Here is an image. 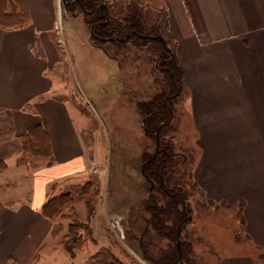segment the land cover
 <instances>
[{
  "label": "crops",
  "instance_id": "obj_1",
  "mask_svg": "<svg viewBox=\"0 0 264 264\" xmlns=\"http://www.w3.org/2000/svg\"><path fill=\"white\" fill-rule=\"evenodd\" d=\"M132 1H157L163 9L162 34L182 70L196 132L197 185L215 205L240 211L239 222L264 254V0ZM26 2L29 25L0 27V108L15 126V136L0 142L7 162L0 169V264H67L69 255L53 248L56 222L42 206L58 183L96 165V150L81 136L69 102L57 97L60 55L50 31L58 0ZM35 125L48 132L52 155L31 169L20 157L28 155L23 138ZM260 260L244 252L221 264Z\"/></svg>",
  "mask_w": 264,
  "mask_h": 264
},
{
  "label": "rangeland",
  "instance_id": "obj_2",
  "mask_svg": "<svg viewBox=\"0 0 264 264\" xmlns=\"http://www.w3.org/2000/svg\"><path fill=\"white\" fill-rule=\"evenodd\" d=\"M63 1L58 0L55 5L54 25L50 31L60 55L54 74L59 88L57 97L69 102L81 136L86 142L92 141L91 146L96 150L92 151V165L98 167L95 165L85 173L62 181L58 188L54 186L50 191L48 197L63 191L73 195V200L64 204L54 219L61 223V231L54 236L60 238L59 247L55 242L53 248L69 255L67 264H105L112 259L123 264H153L146 255L158 258L160 249L167 248L169 239L148 223L150 177L144 174L141 158L145 150L155 149V141L143 132L144 119L138 114L137 105L177 91L171 102L172 123L165 128L170 129L168 137L176 152L187 153L188 161L182 166H187L189 172L195 170L198 156L188 93L182 87L177 89L164 69L165 64L173 60L171 53H175L162 34L163 9L157 1L152 5V2L104 0L108 6L104 13L106 23L111 15L125 20V12H130L134 5L146 24L138 31L147 36L133 34L137 43L126 40L120 44H101L92 37V26L86 17L92 9L85 7H89L87 3L74 0L67 6ZM82 5L88 11L81 8ZM20 159L30 168L31 164L47 163L46 158L25 154ZM186 177L189 208L185 210L189 219L182 224L178 241L184 243V250L191 248L197 264H221L225 255L244 252L261 256V247L239 222L240 211L222 203L215 205L206 198L203 188L197 184V188L191 186L192 179L189 175ZM152 195L161 203L165 202L166 197L159 191ZM76 220L83 225L78 229L80 236L74 245L68 226ZM84 223L91 226L90 235L83 229ZM69 245L75 249L69 250ZM99 251L104 252L103 261L98 258L93 261L92 257ZM260 264H264L263 259Z\"/></svg>",
  "mask_w": 264,
  "mask_h": 264
},
{
  "label": "trees",
  "instance_id": "obj_3",
  "mask_svg": "<svg viewBox=\"0 0 264 264\" xmlns=\"http://www.w3.org/2000/svg\"><path fill=\"white\" fill-rule=\"evenodd\" d=\"M96 1L97 0H84V3H87L89 6L85 7L87 9H93ZM86 17L88 18L90 26L93 27L97 24L94 30L100 36L113 34L125 36L129 30L133 28L139 30V27L146 25L143 21V17L134 5L130 12H125V20L119 19L116 15H111L112 18L110 17L105 25H101L99 22L104 18L101 15L99 7L95 12H88ZM31 21L32 17L26 0H0V27L17 29L29 25ZM171 55L173 56V60L169 61V58L166 59V61L171 63H168L170 66L165 64L166 66L164 69H166L172 78L175 87L177 89L182 87L183 89L182 70L175 58V54L171 53ZM174 93L170 91V94L165 96L160 95V98L156 96L144 101L142 106L141 104L137 105V110L143 115V126L146 134L153 138L156 143L157 133L160 132L161 139L160 148L156 156L149 161L148 166H143V171L145 175H147L146 177H150V195L148 196V200L151 203L147 206V210L149 211L148 223L152 224L153 228L162 236L169 239L167 248L160 249L158 258H153L149 254L146 255V258L153 264H197L191 252V248L188 247L187 250H184V243L178 241L181 237L180 230H182V224L189 219L185 210L186 207L189 208L187 206L189 205L187 203L189 196L187 193L189 191L187 184L189 183L186 176L189 175L192 179L193 184L190 183L191 186L194 185L197 188L198 185L196 186V180L193 179L194 171L190 170L189 172L187 166H182L188 161L186 159L187 153H183V151L176 152L174 143L170 140L171 138L168 137V131L170 129L167 130V128H165L169 127L172 123V115L168 106L173 103ZM170 96H172V100H170ZM163 123L165 124L162 125ZM160 127L161 129H159ZM173 129L176 128L174 127ZM13 136H15V126L12 120V114L9 110L0 108V142L8 140ZM23 139V151L26 154L51 158L52 146L50 137L42 125L31 127L24 135ZM152 152L153 150H145L142 155L143 158H141L142 161L144 162L151 158ZM180 157L183 162L179 160ZM6 166L7 162L0 160V169ZM184 186H186V189H184ZM155 191H159L160 194L166 197L164 200L165 202L161 203L158 197L152 195ZM71 200H73V195L68 191H63L58 195L48 197L47 201L42 206V213L48 218L55 219L61 212L62 206ZM240 220L243 222L242 216ZM84 224L86 226L83 227V229L87 230L90 235L92 233L91 226H89L88 223ZM82 225L83 222L76 220L75 222H71L68 226L71 235L70 238L72 239L71 243H74V245H77L80 236V232L78 236V229L82 228ZM60 231L61 223H56L52 234L56 236ZM74 247L75 246L69 245L68 249H75ZM103 253L102 251L97 252V254L92 257L93 261H95L96 258H98L99 261H103ZM261 258L264 260V254L261 255ZM105 264L123 263L117 259H112Z\"/></svg>",
  "mask_w": 264,
  "mask_h": 264
},
{
  "label": "flooded vegetation",
  "instance_id": "obj_4",
  "mask_svg": "<svg viewBox=\"0 0 264 264\" xmlns=\"http://www.w3.org/2000/svg\"><path fill=\"white\" fill-rule=\"evenodd\" d=\"M74 0H65V2H66V5L67 6H69V4L70 3H72ZM80 4H82L81 2H79ZM100 8V12H101V15H102V17L104 18L103 20H101L99 23L101 24V25H105L106 24V22H105V18H106V16L104 15V13H105V10L108 8V6H107V4L105 3V1L104 0H97L96 2H95V4H94V7H93V12H95L96 10H97V8ZM81 8H83L85 11H88L85 7H83V5H82V7ZM92 10H89L88 12H92ZM93 28V27H92ZM92 28H91V32H92V37L93 38H95L96 40H98V41H100V43L101 44H106V43H112V44H120L121 42H123V41H126V40H133V41H135L136 43H137V40H136V38L134 37V35H141L142 37H146L147 35H142L136 28H133V29H131V30H129L127 33H126V35L125 36H120V35H117V34H113V35H107V36H100V35H98L96 32H95V27L93 28V31H92ZM134 34V35H133ZM101 46V45H100ZM106 52H108L110 55H111V53H110V51L103 45V46H101ZM171 98V99H170ZM169 99L170 100H172V97H170ZM168 109H170V111H171V115H173V106H172V104L171 105H169L168 106ZM137 111V110H136ZM138 112V114L140 115V113H139V111H137ZM172 118H173V116H172ZM165 123H163L162 125H164ZM142 129H143V132L146 134V131H145V129H144V126H143V122H142ZM159 129H161V127L159 128ZM158 133H159V135H158ZM157 133V141H156V143H155V149L153 150V152L156 150V147L157 146H159L158 147V150H159V148H160V143H161V139H160V132H158ZM146 136H148L147 134H146ZM149 137V136H148ZM158 143H159V145H158ZM153 152H152V154H151V158H149L147 161H144L143 162V166L145 167V166H148V163H149V161L151 160V159H153L152 158V155H153ZM146 162V163H145ZM142 169H144V168H142ZM145 171H146V169H145ZM144 174H145V172H144ZM145 176H147V175H145ZM149 176V175H148Z\"/></svg>",
  "mask_w": 264,
  "mask_h": 264
},
{
  "label": "water",
  "instance_id": "obj_5",
  "mask_svg": "<svg viewBox=\"0 0 264 264\" xmlns=\"http://www.w3.org/2000/svg\"><path fill=\"white\" fill-rule=\"evenodd\" d=\"M63 2H64V4H66L65 0H64ZM93 28H94V27H93ZM92 31H93V30H92ZM177 94H178V93H177ZM177 94H176V95H177ZM158 135H159V134H158ZM158 145H159V143H158ZM158 147H159V146H157V147H156V150L153 152L152 158L157 154V152H158Z\"/></svg>",
  "mask_w": 264,
  "mask_h": 264
}]
</instances>
